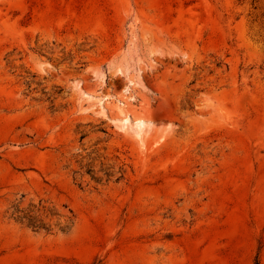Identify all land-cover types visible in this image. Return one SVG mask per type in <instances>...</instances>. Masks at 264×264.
I'll list each match as a JSON object with an SVG mask.
<instances>
[{
  "label": "rangeland",
  "instance_id": "obj_1",
  "mask_svg": "<svg viewBox=\"0 0 264 264\" xmlns=\"http://www.w3.org/2000/svg\"><path fill=\"white\" fill-rule=\"evenodd\" d=\"M0 264H264V0H0Z\"/></svg>",
  "mask_w": 264,
  "mask_h": 264
},
{
  "label": "bare ground",
  "instance_id": "obj_2",
  "mask_svg": "<svg viewBox=\"0 0 264 264\" xmlns=\"http://www.w3.org/2000/svg\"><path fill=\"white\" fill-rule=\"evenodd\" d=\"M139 117H140V116H139ZM128 118H129L128 115H125V116H124V120L127 121ZM142 118H143V117H140V119H137V122H138V123H142V121H143Z\"/></svg>",
  "mask_w": 264,
  "mask_h": 264
}]
</instances>
